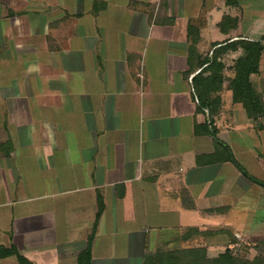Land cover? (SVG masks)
Instances as JSON below:
<instances>
[{
    "label": "crops",
    "instance_id": "1",
    "mask_svg": "<svg viewBox=\"0 0 264 264\" xmlns=\"http://www.w3.org/2000/svg\"><path fill=\"white\" fill-rule=\"evenodd\" d=\"M263 35L264 0H0V246L143 264L252 234L264 187L224 159L264 181V127L228 88L242 50L222 49Z\"/></svg>",
    "mask_w": 264,
    "mask_h": 264
},
{
    "label": "trees",
    "instance_id": "2",
    "mask_svg": "<svg viewBox=\"0 0 264 264\" xmlns=\"http://www.w3.org/2000/svg\"><path fill=\"white\" fill-rule=\"evenodd\" d=\"M228 19H223L221 27L226 26ZM264 35L260 40L249 41L241 40L235 43L227 44L222 50L234 51L237 48L242 50V56L238 58L232 67L233 77L228 78L229 89H244L246 97L243 102V108L248 118L257 123L260 128L264 127L261 120H264V107L261 96L255 91L250 80L252 74L259 72V62L264 50ZM197 85V98L199 108H208L214 110L216 108V100L210 96L212 91H217L221 85V77L212 75L205 79L194 78ZM226 161L230 162L239 170L247 179L264 187V183L250 176L246 170L235 160L230 149L226 151ZM205 252L201 248L184 249L177 253L161 251L145 256L143 264H264V256L256 257L253 261L241 260L228 250L220 253L217 257L209 259L205 256ZM15 257L17 264H28L26 259L21 256L14 247L4 248L0 246V259L7 257ZM89 258V248L81 253L78 257V264H86Z\"/></svg>",
    "mask_w": 264,
    "mask_h": 264
},
{
    "label": "rangeland",
    "instance_id": "3",
    "mask_svg": "<svg viewBox=\"0 0 264 264\" xmlns=\"http://www.w3.org/2000/svg\"><path fill=\"white\" fill-rule=\"evenodd\" d=\"M254 81H255L256 89L259 88L258 85H264V59H263L262 71L257 75L256 78H254ZM260 156L264 160V155L260 154ZM246 172L249 174L248 171ZM252 177L264 183L263 180L257 178L255 175H252ZM256 217H258V219L256 220V222L253 223V227L255 225L256 226H255V230H253V233L251 232L252 234L244 235L239 238L231 237L230 234L226 235L225 237H223L224 241L223 244L220 245L221 248L213 249L210 251H206L205 248H202L203 251L205 252L204 253L205 256L208 257L209 259L215 258L220 253H224V251L227 248L229 251H231L233 255H235V257L241 260L243 259L246 261H253L255 260L256 257L264 256V218L262 217L261 214ZM244 222L245 224L249 223L248 220H244ZM198 248L201 249V247ZM164 249L166 248L159 247L154 253L161 252ZM184 249L185 248L166 249V252L177 253L178 251H182ZM189 249H192V247H190Z\"/></svg>",
    "mask_w": 264,
    "mask_h": 264
}]
</instances>
